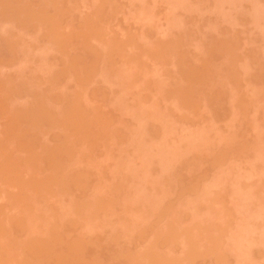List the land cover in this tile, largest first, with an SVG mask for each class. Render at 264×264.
Instances as JSON below:
<instances>
[{
  "label": "rangeland",
  "instance_id": "1",
  "mask_svg": "<svg viewBox=\"0 0 264 264\" xmlns=\"http://www.w3.org/2000/svg\"><path fill=\"white\" fill-rule=\"evenodd\" d=\"M0 264H264V0H0Z\"/></svg>",
  "mask_w": 264,
  "mask_h": 264
}]
</instances>
